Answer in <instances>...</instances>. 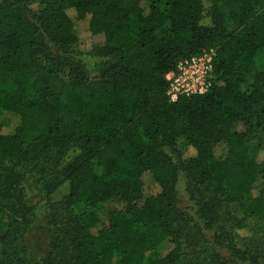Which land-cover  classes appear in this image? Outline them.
I'll return each instance as SVG.
<instances>
[{"label": "trees", "instance_id": "1", "mask_svg": "<svg viewBox=\"0 0 264 264\" xmlns=\"http://www.w3.org/2000/svg\"><path fill=\"white\" fill-rule=\"evenodd\" d=\"M210 49L211 88L172 102L167 74ZM0 111V264H264V0H0ZM62 181L35 255L31 192Z\"/></svg>", "mask_w": 264, "mask_h": 264}, {"label": "rangeland", "instance_id": "2", "mask_svg": "<svg viewBox=\"0 0 264 264\" xmlns=\"http://www.w3.org/2000/svg\"><path fill=\"white\" fill-rule=\"evenodd\" d=\"M142 5L146 6L147 0H142ZM224 22L226 28L230 30L231 22L229 21L227 16L225 17ZM87 60L93 63V61L90 60L89 58H87ZM249 82H251V80ZM245 89H248V86H245ZM9 119H10V114L0 111V122H6ZM180 149L182 148L180 147ZM256 152L257 149L255 147H251L252 155H255ZM148 182H150L149 179ZM185 182H186V177L182 175L178 183V190L181 199H184V197L186 198ZM263 182L264 180L261 177H257L253 186L260 185ZM31 185L32 184H30L29 189H31ZM67 193H68V183L62 181L61 183H59V186L50 196V201H49L50 204H49L48 201H41L40 194L37 191L32 190L30 195L31 200L33 202H36V204H38L37 207L39 212H38L37 221L29 230L26 231V233L24 234V239L28 244V248L31 249V252L33 251L35 255L37 254L43 255L48 250L47 228H49V220H51V217L54 218L57 224L63 223L68 218V216L66 215L67 210L65 208V200H64L65 195ZM248 197L249 195L247 194L246 196H244L243 200H245ZM229 208L231 215L237 221L241 222L240 225L242 228L237 229V234L239 237V246L243 248L247 247V245L253 246V242L255 241L256 238V223H257L256 219L244 214L240 206V202H233ZM16 243L17 241L13 237L11 246H14ZM168 246H169L168 240H165L157 251L147 256V259L151 261L157 259L160 256L161 252L164 251ZM3 253H4V249L2 248V245H0V260L3 257ZM67 259H68V255L65 252H63L62 259L61 262H59V264H68Z\"/></svg>", "mask_w": 264, "mask_h": 264}, {"label": "built area", "instance_id": "3", "mask_svg": "<svg viewBox=\"0 0 264 264\" xmlns=\"http://www.w3.org/2000/svg\"><path fill=\"white\" fill-rule=\"evenodd\" d=\"M215 55L214 49L206 50L199 56L184 60L176 70L170 71L166 76L169 83L168 98L175 102L181 96L206 93L215 79L213 72Z\"/></svg>", "mask_w": 264, "mask_h": 264}]
</instances>
